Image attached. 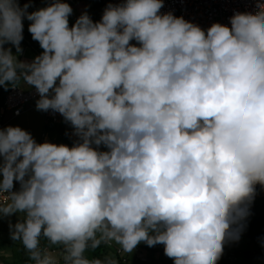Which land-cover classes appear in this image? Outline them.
I'll return each instance as SVG.
<instances>
[{"label":"clouds","instance_id":"obj_1","mask_svg":"<svg viewBox=\"0 0 264 264\" xmlns=\"http://www.w3.org/2000/svg\"><path fill=\"white\" fill-rule=\"evenodd\" d=\"M30 5L0 0V85L34 86L36 108L78 139L0 128V216L23 214L11 239L33 264H117L85 255L107 241L217 264L264 187V0L207 30L161 13L163 0L109 3L100 21L85 12L71 27L70 4ZM24 18L43 49L31 63L4 47L21 51Z\"/></svg>","mask_w":264,"mask_h":264},{"label":"built area","instance_id":"obj_2","mask_svg":"<svg viewBox=\"0 0 264 264\" xmlns=\"http://www.w3.org/2000/svg\"><path fill=\"white\" fill-rule=\"evenodd\" d=\"M91 1V0H77ZM123 0H105L101 11L111 4H120ZM259 0H163L161 13L171 12L176 17H183L185 20L199 25L207 30L213 23H221L231 27L230 17L237 12H251L255 14L256 6ZM97 22L100 20H92ZM135 44L136 41H130ZM39 99V93L34 86L11 85L8 89L3 102L0 103V128L7 125L6 114L9 112L12 116H19L25 109L35 104ZM60 113L51 109L47 110V122L57 123L60 119ZM20 184L14 181L12 191H18ZM7 195V194H5ZM6 197L0 196V203H4ZM232 227V226H231ZM111 245V241H107ZM121 253V250H117ZM264 264V245L252 247L248 255L239 253L237 250L224 251V260H219L217 264ZM153 264H160L154 262ZM170 264H174L172 258Z\"/></svg>","mask_w":264,"mask_h":264},{"label":"crops","instance_id":"obj_3","mask_svg":"<svg viewBox=\"0 0 264 264\" xmlns=\"http://www.w3.org/2000/svg\"><path fill=\"white\" fill-rule=\"evenodd\" d=\"M20 44L22 50L19 53L16 49L13 51L12 47L14 46L11 43L5 44L4 47L11 48L12 54L16 56L17 60L25 63H31L36 56L40 55L32 46H24L22 42H20ZM19 84H21V86H27L22 79ZM2 96L3 95H0V100ZM46 113L47 111L38 110L35 103L25 109L19 116H12L11 113L8 112L6 114V126L11 125L21 127L22 129L28 131L37 143L47 141L55 144H66L71 147L78 139L74 133L73 127L70 123L64 120L62 115H60L59 122L57 123L47 122ZM99 147L102 151L107 150L103 145ZM0 160H2V157H0ZM255 189L256 192L254 198L264 195V187L257 184ZM22 216L23 214L21 213H13L11 216H0V233H2L0 236L2 237L4 235L13 244L22 245L19 240L14 241L11 239L9 227L10 223L15 224L19 219H22ZM232 230L240 235V237L237 238L239 244L236 249L239 253L241 252L246 254L252 247L256 246L255 242L242 236L233 227ZM111 242V245L107 244V242H102L100 247L102 249L103 256L116 260L117 264H153L154 262L160 264H170L172 260V258H169L164 254L163 244H156L149 247L144 242H141L132 253H125L120 249L118 244L114 241ZM227 242H230L229 237L226 238L224 244ZM118 249L121 250V253H118ZM222 259L224 260V250L219 260Z\"/></svg>","mask_w":264,"mask_h":264},{"label":"trees","instance_id":"obj_4","mask_svg":"<svg viewBox=\"0 0 264 264\" xmlns=\"http://www.w3.org/2000/svg\"><path fill=\"white\" fill-rule=\"evenodd\" d=\"M104 1L105 0H91L90 8L86 11V13L90 16L92 20H101L103 12L100 11L104 4ZM80 15L81 14L76 15L74 17H69L68 18L69 26H72ZM28 43L36 51H38L39 54L43 52V49L40 47L39 42L32 39V35H29ZM10 86L11 84H9L8 86H2V85L0 86V95H3L0 100V103L3 102L4 97ZM232 227L245 238L255 242L256 246L258 247L263 246L264 245V195H261L257 198H253L251 203L248 205V215L243 220H240L236 224L232 225ZM41 246L48 247L52 251L58 250V248L48 245V242L44 239H41ZM87 251L92 253L94 258H100V256H102L103 254L100 246L94 249L89 248ZM244 255H248V253ZM27 263L33 264L32 261H27Z\"/></svg>","mask_w":264,"mask_h":264},{"label":"rangeland","instance_id":"obj_5","mask_svg":"<svg viewBox=\"0 0 264 264\" xmlns=\"http://www.w3.org/2000/svg\"><path fill=\"white\" fill-rule=\"evenodd\" d=\"M29 0H19V3L21 6L23 4L28 3ZM55 0H31V5L28 8V12H32L35 10H38L39 8L49 6L50 4L54 3ZM62 2H66L70 4L72 7V13L69 15V17H74L76 15L82 14L86 12L91 5V1H77V0H62ZM23 39L21 42L23 43L24 46L30 45L28 43V38L31 33L28 31V26L31 23V21L27 20L26 18L23 19ZM71 27V26H69ZM20 48L22 50L21 44ZM13 51H15L16 47H12ZM2 234V233H0ZM240 237L239 234H237L234 230H232L229 234L230 242H227L223 246V250H236L238 248V241L237 237ZM242 239V238H241ZM55 254L58 256V250H53ZM85 255L89 258L92 259L94 256L92 253L86 251ZM101 259H104L105 256H100ZM27 261H31L29 259V253L27 249H25L22 245H17L11 243L4 235L1 237L0 236V264H28ZM30 264V263H29Z\"/></svg>","mask_w":264,"mask_h":264}]
</instances>
